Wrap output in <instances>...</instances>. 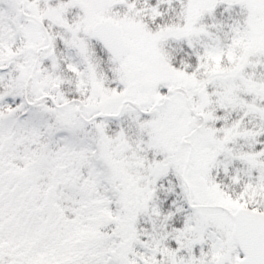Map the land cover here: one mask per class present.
<instances>
[{
	"label": "snow or ice",
	"instance_id": "6c2138e0",
	"mask_svg": "<svg viewBox=\"0 0 264 264\" xmlns=\"http://www.w3.org/2000/svg\"><path fill=\"white\" fill-rule=\"evenodd\" d=\"M0 264H264V0H0Z\"/></svg>",
	"mask_w": 264,
	"mask_h": 264
}]
</instances>
